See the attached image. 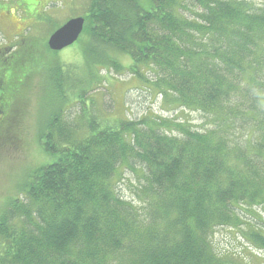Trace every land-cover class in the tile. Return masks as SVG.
Returning <instances> with one entry per match:
<instances>
[{
    "label": "trees",
    "instance_id": "1",
    "mask_svg": "<svg viewBox=\"0 0 264 264\" xmlns=\"http://www.w3.org/2000/svg\"><path fill=\"white\" fill-rule=\"evenodd\" d=\"M34 1L16 0L17 11L57 26L49 3ZM78 15L77 64L47 63L53 101L39 139L55 159L32 169L0 214V264H251L213 237L229 227L247 253L264 252V0H88ZM47 36L39 44L56 54ZM22 41L0 50L1 112L20 91V66L29 77L40 65L36 52L24 58L37 43ZM111 71L178 113L100 114L92 94L115 92ZM190 112L204 117L200 128ZM126 171L136 199L120 189Z\"/></svg>",
    "mask_w": 264,
    "mask_h": 264
},
{
    "label": "rangeland",
    "instance_id": "2",
    "mask_svg": "<svg viewBox=\"0 0 264 264\" xmlns=\"http://www.w3.org/2000/svg\"><path fill=\"white\" fill-rule=\"evenodd\" d=\"M1 1L8 2L10 7L0 9V50L9 49L8 51L11 52L13 47L8 48L10 43L18 46L23 42V37L29 35L37 43V49H35L36 51L31 48L28 49L24 58L27 55L30 56L29 53L36 52V58L40 62V65L34 68V72L35 70L37 72L35 74L31 72V76L29 77H27V74L30 72V66L27 69L19 65L22 68V72L18 73L17 77L21 79H19L16 85L20 91L15 97L9 98L10 103L8 106L10 107V104L15 103V107L13 106L14 108L9 118L8 132L6 131V135L0 138V214L8 207L9 201L19 194L20 186L28 173L32 169L55 159L54 156L44 151L39 139V132L43 130L44 122L48 117L49 109L52 108L51 102L53 101L50 92L51 88L47 86V84L52 82L49 78L51 68L48 67L47 63L53 58L55 61H59L65 65L67 63L69 65L72 63L77 64L76 59L78 57L80 59L81 56L78 55L77 57L76 49L71 46L57 51L55 54L52 51L44 49L39 43L47 35L48 39L53 30L61 26L68 18L83 13L88 0H40L42 4L49 3L47 8L50 7L49 12L52 18L59 22L52 29H50L53 26L52 23L47 24L44 19L42 20V24H39L33 17L23 16V11H17L16 0L12 1L14 3L11 0ZM32 1L36 4V1ZM24 32L28 33L21 38L16 37ZM26 49V47L20 48L11 60L20 64V59H22L23 52ZM111 76L113 77L111 87L115 92H109L108 94L103 88H99L92 94L95 101L94 108L100 114L105 115L106 113L111 120H116L122 114L125 117H129L131 110H133L132 117L135 119L141 118L146 113L159 114L164 117L173 116L178 113L179 109L168 110L164 108L161 105L160 96L157 99H153V94L137 89H141L143 84H135L130 74L123 72L121 75H117L114 71H111ZM124 93L129 99L132 108L126 102ZM89 98L90 94H87V99ZM111 99L113 106L109 102ZM52 105L54 104L52 103ZM9 107L4 112L0 110V118L8 113ZM79 112L80 104H74L68 111L69 119L77 123ZM186 117L192 120L197 128H200V125L204 124V117L199 112L187 113ZM136 183L134 174L126 171L123 179L120 181L122 193L129 198L136 199L134 188ZM258 209L260 210V208ZM259 214H263L262 211ZM238 235L237 231L232 228L221 227L216 230L213 242L220 252L228 251L237 254L245 252L249 254L250 258L248 257L247 260L251 264H264V252L256 251L252 253L251 251L247 253V250L251 246ZM244 244L246 247H244ZM248 245L249 247H247Z\"/></svg>",
    "mask_w": 264,
    "mask_h": 264
},
{
    "label": "water",
    "instance_id": "3",
    "mask_svg": "<svg viewBox=\"0 0 264 264\" xmlns=\"http://www.w3.org/2000/svg\"><path fill=\"white\" fill-rule=\"evenodd\" d=\"M85 21L83 16H76L68 19L48 38L49 48L60 51L75 43L84 30Z\"/></svg>",
    "mask_w": 264,
    "mask_h": 264
},
{
    "label": "bare ground",
    "instance_id": "4",
    "mask_svg": "<svg viewBox=\"0 0 264 264\" xmlns=\"http://www.w3.org/2000/svg\"><path fill=\"white\" fill-rule=\"evenodd\" d=\"M64 20H66V19H64ZM65 22V21H64ZM138 65V64H137ZM261 65V64H260ZM36 66V65H35ZM132 68V67H131ZM153 69V68H152ZM36 71V70H35ZM153 71V70H152ZM250 71V70H249ZM244 73V72H243ZM249 73V72H248ZM109 75V74H108ZM174 76V75H173ZM248 76V75H247ZM111 77V76H110ZM249 77H251V76H249ZM248 78V77H247ZM161 79V78H160ZM133 84V83H132ZM110 87V86H109ZM104 93V92H103ZM90 101V100H89ZM94 101V100H93ZM95 102V101H94ZM264 103V102H263ZM83 104V103H82ZM97 107V106H96ZM98 109V108H97ZM247 114H248V112H247ZM246 115V114H245ZM251 116V115H250ZM253 117V116H252ZM248 137H249V135H248ZM68 148H70V146L68 147ZM128 185V184H127ZM118 187V186H117ZM120 190V189H119ZM131 190V189H130ZM122 191V190H121ZM163 193V192H162ZM167 195V194H166ZM174 197V196H173ZM113 198V197H112ZM146 202V201H145ZM243 209V208H242ZM13 210V209H12ZM125 211V210H124ZM250 217V216H249ZM190 220V219H189ZM242 222V221H241ZM194 223V222H193ZM247 223H249V222H247ZM20 226V225H19ZM233 226V225H232ZM225 227V226H224ZM251 227V226H250ZM250 227H248V228H250ZM25 228V227H24ZM241 232V231H240ZM243 232V231H242ZM242 232H241V234H242ZM247 235V234H246ZM245 235V236H246ZM213 236V235H212ZM239 236V235H238Z\"/></svg>",
    "mask_w": 264,
    "mask_h": 264
},
{
    "label": "flooded vegetation",
    "instance_id": "5",
    "mask_svg": "<svg viewBox=\"0 0 264 264\" xmlns=\"http://www.w3.org/2000/svg\"><path fill=\"white\" fill-rule=\"evenodd\" d=\"M0 138H1V135H0Z\"/></svg>",
    "mask_w": 264,
    "mask_h": 264
}]
</instances>
